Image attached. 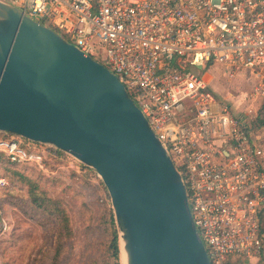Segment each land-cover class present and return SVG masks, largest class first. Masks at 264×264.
Wrapping results in <instances>:
<instances>
[{"label": "built area", "instance_id": "2783aa9c", "mask_svg": "<svg viewBox=\"0 0 264 264\" xmlns=\"http://www.w3.org/2000/svg\"><path fill=\"white\" fill-rule=\"evenodd\" d=\"M0 2L117 78L181 175L210 263L258 261L264 251L259 130L254 117L216 99L201 70L213 63L228 74L247 69L256 80L251 96L264 98V0ZM100 56L103 62L94 58ZM30 143L0 132V153L10 163L42 170L48 154L26 151Z\"/></svg>", "mask_w": 264, "mask_h": 264}, {"label": "water", "instance_id": "95a60500", "mask_svg": "<svg viewBox=\"0 0 264 264\" xmlns=\"http://www.w3.org/2000/svg\"><path fill=\"white\" fill-rule=\"evenodd\" d=\"M0 132L94 170L111 203L122 264H211L181 175L117 78L2 2Z\"/></svg>", "mask_w": 264, "mask_h": 264}, {"label": "rangeland", "instance_id": "374dc122", "mask_svg": "<svg viewBox=\"0 0 264 264\" xmlns=\"http://www.w3.org/2000/svg\"><path fill=\"white\" fill-rule=\"evenodd\" d=\"M94 58L103 62L102 56ZM220 71L216 63L201 70L210 92L234 113L255 118L264 98L251 96L256 80L249 70ZM23 148L45 151L49 158L42 170L27 164L12 169L28 182L7 172L0 160V264H52L57 239L61 249L55 264H122L121 252L116 260L110 247L111 203L94 170L47 146ZM117 244L119 249L118 239ZM252 264H264V251Z\"/></svg>", "mask_w": 264, "mask_h": 264}, {"label": "trees", "instance_id": "16d2710c", "mask_svg": "<svg viewBox=\"0 0 264 264\" xmlns=\"http://www.w3.org/2000/svg\"><path fill=\"white\" fill-rule=\"evenodd\" d=\"M253 122H254V126H256V127H259V128L260 127H264V103L257 110V114H256V117H255ZM0 160L6 162L7 168H5V169H6L7 172L15 175L16 178L19 181H21V182H23V181L24 182H28L26 180V178L23 176L22 173H20V172H18L16 170H12L13 168H19L22 165L10 163L1 153H0ZM31 167H33V166H31ZM34 201L36 203H38V205H40L39 204V200H34ZM42 202L44 203V201H42ZM48 203H49V201H48ZM259 218H260V225H261V233L264 234V232H263V228H264V207L262 208V210H261V212L259 214ZM110 224H111V228H112V231H111L112 239H111V246L110 247H111L112 252H113V257L117 260L118 259V253H119L118 244H117V239L118 238H117V232H116V228H115L114 220H113L112 216H110ZM63 229L64 228L61 229V226H60V233L61 234H63V232H62ZM60 249H61V240L57 239L56 245H55V250H54V256H53V261L54 262L56 261V258H57L58 254L60 252ZM54 262L52 264H55Z\"/></svg>", "mask_w": 264, "mask_h": 264}, {"label": "crops", "instance_id": "0c3cea01", "mask_svg": "<svg viewBox=\"0 0 264 264\" xmlns=\"http://www.w3.org/2000/svg\"><path fill=\"white\" fill-rule=\"evenodd\" d=\"M217 69L220 71V70H223L224 71V69L221 67V66H219V65H217ZM220 72H222V71H220ZM255 128L257 129V130H259V132H258V134H259V144L263 147V150H264V127H256L255 126Z\"/></svg>", "mask_w": 264, "mask_h": 264}]
</instances>
